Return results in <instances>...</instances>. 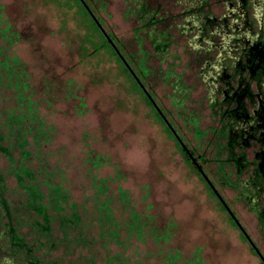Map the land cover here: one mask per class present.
<instances>
[{"label":"rangeland","instance_id":"obj_1","mask_svg":"<svg viewBox=\"0 0 264 264\" xmlns=\"http://www.w3.org/2000/svg\"><path fill=\"white\" fill-rule=\"evenodd\" d=\"M87 1L106 33L126 52L138 53L133 32L140 24L129 13L135 1ZM138 1L158 11L164 21L156 28L164 29L172 40L167 57L152 54L147 62L152 72L145 81L146 89L194 155L203 156L204 172L264 255V193L258 199L254 196L250 167L237 170L232 160L225 166V179L220 180L219 164L212 161L221 149L215 142H225L214 133L224 126L242 138L231 150L233 158L259 159L255 154L260 148L258 140L245 132L250 131L248 123H258L255 133L264 135V52L257 43L264 39V0H203V6L199 5L202 0ZM206 14L214 18L210 25H203ZM192 16L195 31L182 26ZM1 22L20 34L11 50L29 74L32 97L52 137L43 150L51 153L49 164L64 177L71 201L90 209L93 189L86 172L90 167L87 158L90 153L100 155L101 167L93 172L109 180L110 190L120 186L127 191L131 205L150 216L154 226L169 227L170 237L159 242L161 249L177 250L185 259L196 255L203 264H261L75 0H0ZM228 27L232 32L223 35ZM198 33L205 40L196 46L192 39ZM231 38H239L241 43L234 51L227 50L229 56L224 59L220 55L223 47L216 43L226 46L228 42L229 47ZM143 48L150 50V45L145 43ZM216 58L220 60L216 62ZM210 60L215 61L213 71L206 65ZM168 70L172 74L162 78ZM208 72L223 76L210 83ZM233 88L246 90L250 96H235ZM219 90L224 97L232 94L235 101L219 108L223 100ZM177 98H182L181 107L173 104ZM240 102L247 114L243 120L226 111ZM189 117L198 120V128L204 132L201 138L195 137ZM229 151L221 149L219 160ZM5 164L0 154V169ZM6 182L12 189L15 181L10 177ZM96 249L93 258L84 250L65 255L55 249L45 259L87 264L92 258L89 264H104L105 249L121 252L120 259H125L121 264L138 260L159 264L162 256L152 237L143 242L132 239L126 247L110 242L104 250L96 244ZM16 263L6 250H0V264Z\"/></svg>","mask_w":264,"mask_h":264},{"label":"trees","instance_id":"obj_2","mask_svg":"<svg viewBox=\"0 0 264 264\" xmlns=\"http://www.w3.org/2000/svg\"><path fill=\"white\" fill-rule=\"evenodd\" d=\"M75 1L79 4L85 16L90 19L92 27L102 34L91 17L90 13L100 23L89 2L87 0ZM134 1L133 9L129 13L135 14L140 24V27L134 28L133 32L136 52L138 53L126 52L123 45L117 44L113 37L107 34L146 89L145 81L152 72V69L147 66V62L151 59L152 54L155 57L160 55H163L164 58L167 57V51L172 44V40L164 29L158 30L156 28L164 21L163 17H158V11L152 10L150 6L140 3L138 0ZM204 3L202 0L199 5L203 6ZM193 18L194 16L191 19L189 18L190 20L185 19L182 25L183 28L195 31L197 26L192 20ZM203 21V25H210L214 22V18L206 14ZM2 24L4 22L0 24V154L5 159L6 164L0 169V250H6L11 255L12 260H15L18 264H60L59 260L45 259L50 250L57 249L67 255L74 249H79L80 251H86L89 255L92 254V257L94 251H98L96 244H98V248L104 250L110 242L120 247H126V243L132 239L143 242L145 237H152L158 244L159 254L162 255L159 264H203L202 260L196 255L185 259L181 257L177 250L161 249L162 245L159 242L165 243L170 237L169 227L160 229L154 226L151 223L150 216L138 212L131 205V199L126 190L120 186H117L115 190H110L109 180L97 176L93 172V169L101 167L103 156H92V153H90L87 158L90 167L86 172L90 175V186L93 189L90 196V209L87 210L86 205L77 201H71L69 191L65 188V183L62 182L64 177L58 176L60 171L55 169L53 164H49L51 153L49 154V152L43 150V146H46L52 137L49 134V127L46 126L40 115L38 103L32 97L33 92L31 91L29 74L20 58L11 50L12 46L18 41L20 34L14 31L9 24L3 26ZM140 31L146 33V35H139ZM229 31L231 29L226 28L223 35L228 34ZM204 40L205 37L202 33L196 34L192 39L196 46L202 45ZM221 41H224L223 36ZM231 41L229 47L227 46L228 42L226 46L224 43H216L218 48L223 47L220 48L223 54L220 52V55L224 59L229 56L226 53L227 50L234 51V46L241 43L239 38H231ZM145 43L150 45V50L143 48ZM102 44L112 50L113 55L122 64L125 72L132 77L135 86L144 94L146 102L154 108L103 34ZM218 60L220 59L216 58V62ZM262 63H259L260 66H262ZM214 64L215 61L206 62L208 70L213 71ZM253 66L256 67L254 64ZM171 68L169 65V69ZM169 74H172L171 70L166 71L165 76L162 78H165L166 75L169 76ZM222 76L220 72H208L210 83L219 81ZM228 89L225 90L224 95L227 94ZM240 90L242 91L233 88L232 94L235 93V96H237L241 93L244 97L248 95V91L241 88ZM147 92L152 97L149 90ZM219 93L223 97V100L221 99L218 103L219 108L224 103L230 104L235 101V97L231 98L232 94H229V97H224L222 90H219ZM182 98L175 99L173 104L181 107L183 104ZM242 105L240 102L238 106L235 105V108L226 111H229L232 118L237 117L236 119L243 120L247 114ZM80 107H83V105ZM158 107L173 127L162 108ZM154 110L160 121L165 124L155 108ZM221 113H224V111ZM188 121L195 130V137L201 138L204 132L198 128V120L189 117ZM246 126L249 128L248 125ZM165 128L175 139L186 161L195 170V165H199L203 169L201 166V163L205 162L203 156L195 157L194 151L183 142L182 137L173 127L178 137L188 148V152H184L166 124ZM214 135H217L218 139L225 140L224 144L216 141L215 145L221 149L230 150L227 152L225 159L219 160L218 155H221V149L216 152L215 157L212 159L213 162H218L219 179L223 180L225 179V166L229 164L231 159H233L235 165L237 161L240 162L239 156L233 158L231 150L239 141H242L241 137L230 133L225 126L215 131ZM189 154L194 156L195 165L190 161ZM196 172L200 176L197 170ZM10 177L15 181L12 189L6 184V179ZM230 184L233 185V183ZM37 252H40V254L38 255ZM79 256L81 255L79 254ZM120 256L121 252L111 253L109 249H105L104 264H121L125 259H120ZM92 258H88L86 263L89 264ZM67 264L72 263L67 262ZM135 264L142 263L138 260Z\"/></svg>","mask_w":264,"mask_h":264},{"label":"flooded vegetation","instance_id":"obj_3","mask_svg":"<svg viewBox=\"0 0 264 264\" xmlns=\"http://www.w3.org/2000/svg\"><path fill=\"white\" fill-rule=\"evenodd\" d=\"M258 47L260 45V50L264 52V39L263 40H259L258 42ZM258 67H260V64L257 65ZM246 91V90H245ZM248 93V92H247ZM248 95L250 96V94L248 93ZM247 95V96H248ZM261 108V107H260ZM249 116V115H248ZM258 123H254L253 125H251L250 123H248V127L250 131H247V137H251V138H256L259 142V150L257 149L255 151L256 156L258 157L259 154V159L258 161L255 160V162L253 161H246L244 159V157L242 155L239 156V161H237V164L235 165V167H237V170L243 169V168H249L250 167V171L252 172V175L250 176L251 178L249 179L251 182V187L255 188L256 190L253 192L254 196L256 197V199H258V195L264 193V183H262L261 181H264V135L261 132L260 136L258 133H255V130L257 128ZM254 130V131H253ZM258 130V129H256ZM171 131V130H170ZM253 131V133H252ZM173 134V133H172ZM242 139V138H241ZM238 146V145H235ZM185 152V151H184ZM195 156V155H194ZM193 156V157H194ZM199 156V155H198ZM195 156V157H198ZM233 159H231L232 161ZM196 166V165H195ZM206 174V173H205ZM207 175V174H206ZM201 176V175H200ZM256 177H258V179H256ZM202 178V177H201ZM209 178V177H208ZM202 180H204L202 178ZM210 180V179H209ZM204 182L207 184L209 190L212 192V194L214 195L213 191L210 189V186L208 185V183L204 180ZM210 182L213 184L214 188L217 190V188L215 187L214 183L210 180ZM248 183V182H247ZM218 191V190H217ZM219 193V192H218ZM220 194V193H219ZM215 196V195H214ZM216 197V196H215ZM217 198V197H216ZM223 198V197H222ZM224 199V198H223ZM219 204L222 206V208L225 210L224 206L221 204V202L219 201V199L217 198ZM225 201V200H224ZM227 204V203H226ZM228 205V204H227ZM229 207V206H228ZM230 209V208H229ZM231 210V209H230ZM226 211V210H225ZM232 211V210H231ZM227 212V211H226ZM233 212V211H232ZM228 213V212H227ZM234 213V212H233ZM235 215V213H234ZM229 216V214H228ZM236 216V215H235ZM229 219L233 222V224L239 229L240 234L243 236L244 240H246L249 245L251 250L254 252L255 255H257L259 257V255L255 252V250L252 248L250 242L246 239L245 235L243 234V232L240 230V228L236 225V223L234 222V220L229 216ZM237 219V218H236ZM238 220V219H237ZM239 221V220H238ZM250 237V236H249ZM251 239V238H250ZM254 243V242H253ZM255 244V243H254ZM256 245V244H255ZM256 248L260 251V249L257 247ZM261 253V251H260ZM261 255L264 257V255L261 253ZM261 264H264L263 260L259 257Z\"/></svg>","mask_w":264,"mask_h":264},{"label":"water","instance_id":"obj_4","mask_svg":"<svg viewBox=\"0 0 264 264\" xmlns=\"http://www.w3.org/2000/svg\"><path fill=\"white\" fill-rule=\"evenodd\" d=\"M90 13V12H89ZM91 17L94 20L95 24L97 25V27L100 29V31L102 32V34L104 35V37L106 38V40L108 41V43L112 46V48L114 49V51L116 52V54L119 56L120 60L123 62V64L126 66V68L128 69V71L130 72V74L133 76V78L136 80L137 84L140 86V88L142 89V91L145 93V95L147 96L148 100L152 103V105L154 106V108L156 109V111L159 113L160 117L162 118V120L165 122V124L167 125V127L169 128V130H171V132L173 133V135L175 136L178 144L181 146V148L185 151L188 152V148L186 147V145L182 142V140L178 137V135L176 134V132L174 131L173 127L171 126V124L167 121V119L165 118V116L163 115L162 111L160 110V108L157 106V104L155 103V101L153 100V98L150 96V94L147 92V90L144 88V86L141 84L140 80L138 79V77L135 75V73L132 71V69L129 67L128 63L125 61V59L123 58V56L120 54V52L118 51L117 47L115 46V44L113 43V41L111 40V38L108 36V34L106 33V31L103 29L102 25L98 22V20L96 19V17L92 14ZM190 158V161L195 165V158L189 154L188 155ZM196 170L199 172V174L201 175V177L208 183V185L210 186V189L213 191L214 195L219 199V201L221 202V204L224 206L225 210L228 212L229 216L234 220V222L236 223V225L240 228V230L243 232V234L245 235L246 239L250 242L252 248L255 250V252L259 255V257L263 260L264 262V257L261 255L260 251L256 248V245L253 243V241L250 239L249 235L246 233L245 229L241 226V224L239 223V221L236 219V216L234 215V213L229 209L228 205L226 204V202L224 201V199L222 198V196L218 193V191L214 188L213 184L210 182L208 176L205 174L204 170L199 166L196 165Z\"/></svg>","mask_w":264,"mask_h":264}]
</instances>
